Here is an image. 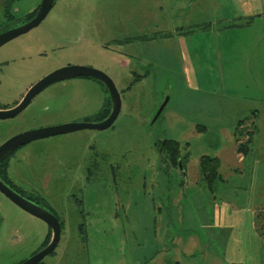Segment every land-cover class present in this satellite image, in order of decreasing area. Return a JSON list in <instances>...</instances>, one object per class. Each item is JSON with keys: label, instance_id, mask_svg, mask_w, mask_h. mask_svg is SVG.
Returning <instances> with one entry per match:
<instances>
[{"label": "rangeland", "instance_id": "obj_1", "mask_svg": "<svg viewBox=\"0 0 264 264\" xmlns=\"http://www.w3.org/2000/svg\"><path fill=\"white\" fill-rule=\"evenodd\" d=\"M40 2L14 0L17 23ZM202 12L208 39L190 47L204 45L208 54L195 84L180 85L183 64L197 56L188 48L178 54L191 36L174 31ZM56 42L72 61L105 72L121 107L106 129L35 140L11 159L12 181L31 200L45 197L63 222L54 252L39 264H264V0H55L39 25L0 47L1 107L53 68V58L38 55ZM74 85L89 113L80 116L99 121L105 86ZM50 102L38 97L0 122V144L40 120L68 119L70 104ZM162 138L179 142L177 165L157 153ZM203 155L219 161L211 186L200 171ZM46 231L0 193V264L31 256Z\"/></svg>", "mask_w": 264, "mask_h": 264}, {"label": "water", "instance_id": "obj_2", "mask_svg": "<svg viewBox=\"0 0 264 264\" xmlns=\"http://www.w3.org/2000/svg\"><path fill=\"white\" fill-rule=\"evenodd\" d=\"M53 1L54 0H41L36 13L31 19L0 33V46L3 45L5 42L39 25V23L46 17L49 10L51 9ZM78 75L91 76L100 81L105 86L110 98V112L107 117L95 123L69 122L40 127L15 134L0 144V162L10 151L14 150L18 146L30 143L32 141L80 129L103 130L113 124L119 114L121 107V98L119 91L117 90L113 80L105 72L86 65H69L57 68L49 72L47 75L39 79L27 90L24 97L17 105L9 109L0 110V119H7L21 112L29 104L32 97L48 85H51L63 78ZM168 100L169 95H166L162 103L159 105L154 115L153 121L157 119V117L161 114L166 104L168 103ZM0 192H2L10 201L15 203L17 206H19L26 212L32 214L33 216L41 219L50 227L52 231V236L48 244L41 250L33 254L31 257L20 263L38 264L45 256L51 254L55 250L60 240L61 227L57 217L52 213L48 212L47 210H44L38 207L37 205L29 202L28 200L20 197L18 194H16L7 186H5L3 182H1V180Z\"/></svg>", "mask_w": 264, "mask_h": 264}, {"label": "flooded vegetation", "instance_id": "obj_3", "mask_svg": "<svg viewBox=\"0 0 264 264\" xmlns=\"http://www.w3.org/2000/svg\"><path fill=\"white\" fill-rule=\"evenodd\" d=\"M3 1L2 3V10H3V14H4V17H5V21L1 22L0 23V33H2L3 31L5 30H8L10 28H13L17 25H20L26 21H28L29 19H31L34 14L36 13L38 7L40 4H38L36 7V10L35 12L32 14V15H29L30 12L26 13L24 16H23V21L17 23V20H16V13L15 10L17 11V9H13V7L11 6L12 3L14 2V0H1ZM55 1V0H54ZM54 1H53V4H54ZM52 4V6H53ZM35 8V7H34ZM33 9V8H32ZM31 9V10H32ZM30 10V11H31ZM50 11V10H49ZM28 32V31H27ZM25 32V33H27ZM23 33V34H25ZM23 34H20V35H23ZM18 35V36H20ZM17 36V37H18ZM15 37V38H17ZM13 38V39H15ZM12 40V39H11ZM9 40V41H11ZM9 41L5 42L3 45H5L6 43H8ZM66 42V40H64ZM56 44L58 45L57 47H54L53 49H50V52H47V50H42L40 51L39 55L38 54H35L34 56L37 57V55L39 57H47V58H53L51 59L53 65H52V69L50 71H48L47 73L41 75L40 77H38L35 81H32L29 83V85L26 87V89L24 91H22L19 95V97L17 99H14V100H11V104L7 103L5 104L3 107L0 106V110L2 109H9V108H12L14 107L15 105H17L21 100L22 98L24 97L25 93L27 92V90L34 84L36 83L39 79H41L42 77H44L45 75H47L49 72L57 69V68H61V67H65V66H69V65H79V64H84L86 66H89V63H79L77 61H72L71 59H75V56L71 57V56H68L66 54V48L64 47V44L65 43H62V45H59L58 42H56ZM3 45H1L0 47H2ZM38 47H46L44 45H39ZM36 49V48H35ZM30 57V56H29ZM68 57V58H67ZM25 57H17L18 61L19 60H24ZM31 58V57H30ZM91 67V66H89ZM81 80V79H85V80H95L96 82H98L97 79L91 77V76H87V75H78V76H73V77H67V78H63L51 85H48L47 87H45L44 89H42L41 91H39L37 94H35L32 99L30 100L29 104L26 106L28 107L34 99L38 98V97H45V95L48 96V98H50L51 100V104H57L58 106H62V105H66V104H70V107L72 106V110H70V107L68 108V110L70 111V114H69V117L68 119H64L63 121H61L60 124H63V123H69V122H79V121H82V122H85V123H89L88 119L90 116H80L82 114H89L87 113L86 111H84L85 109L81 110L77 104V97L79 96L78 95V92L76 91L75 89V82L76 80ZM45 99H43L42 101H44ZM80 101V100H78ZM25 107V108H26ZM107 107H109L107 109ZM107 107L105 110V112H102L100 114V120L104 119L105 117H107V115L109 114L110 112V98L108 96V103H107ZM25 108L23 110H25ZM22 110V111H23ZM19 112L18 114H16L15 116L13 117H10V118H7V119H0V122L2 121H7L9 119L13 120L14 118H16L17 116H19L21 113ZM104 114V116L102 117V115ZM82 118V120H81ZM99 120V121H100ZM57 125L56 123H52V124H42V121L40 120V123L39 125H36L35 127H31L29 128L28 130H31V129H36V128H40V127H45V126H51V125ZM59 124V123H58ZM2 125V123H1ZM3 126V125H2ZM23 131H27V130H23ZM23 131H20L23 132ZM75 131V130H74ZM68 133V132H66ZM18 134V133H17ZM64 134V133H62ZM60 135V134H58ZM47 138V137H46ZM43 139V138H42ZM167 139L169 138H162L158 141L155 142V146H156V150H157V153L158 154H161V160L164 161V163L166 164L167 162H171V160L167 157H164L165 155H167V150H168V146H164ZM249 139V138H248ZM39 140V139H38ZM247 141V140H246ZM33 142V141H32ZM28 144V143H27ZM27 144H24V145H21V146H18L17 148H15L14 150L10 151L0 162V180L1 182H3V184L5 186H7L9 189H11L13 192H15L16 194H18L20 197L28 200L29 202L37 205L38 207L44 209V210H47L48 212L52 213L53 215H55L59 221V224H60V227L62 229V226H63V222L59 219V217L52 211L50 210L48 207L44 206L45 205V202L43 201L45 199V197H42L40 194L37 196V197H32V200L29 198L31 197L32 195H30L29 193H27L25 190L21 189L18 185H16L12 179L10 178L9 176V165H10V162H11V159L13 158L14 154L16 153L17 150H19L20 148H23V146L25 147V145ZM22 150V149H21ZM182 161H183V158H181ZM181 159L180 160V163H181ZM159 160H160V157H159ZM160 160V161H161ZM165 160H170V161H165ZM161 161V162H162ZM177 163H178V160H177ZM184 163V162H183ZM182 165V163H181ZM2 166L6 167V175L7 177H4L3 174H2ZM182 168H183V165H182ZM90 170L88 169V172ZM113 175V174H112ZM89 177V176H88ZM114 177V175H113ZM115 179V177L113 178ZM1 194H3L2 192H0ZM73 195L74 198H76V193L73 192L71 193ZM4 195V194H3ZM5 196V195H4ZM6 197V196H5ZM7 198V197H6ZM8 199V198H7ZM12 202V201H11ZM13 203V202H12ZM43 203V204H42ZM15 204V203H13ZM16 205V204H15ZM17 206V205H16ZM19 207V206H17ZM20 208V207H19ZM22 209V208H20ZM23 210V209H22ZM24 212H26L25 210H23ZM27 214L33 216L32 214L26 212ZM35 217V216H33ZM37 218V217H35ZM39 219V218H37ZM41 220V219H39ZM42 221V220H41ZM43 223H45L44 221H42ZM46 225V229L47 231L45 232L44 234V238H43V241L40 245V247L31 253V256L33 254H35L36 252H38L39 250H41L43 247H45L48 242L50 241V238L52 236V231L50 229V227L45 223ZM82 228V227H81ZM54 252V251H53ZM52 252V253H53ZM29 256V257H31ZM28 257V258H29ZM26 258V259H28ZM24 259V260H26ZM23 260V261H24ZM23 261H20L18 264H20L21 262ZM42 260L39 262L41 263ZM38 263V264H39ZM179 264V263H178Z\"/></svg>", "mask_w": 264, "mask_h": 264}, {"label": "crops", "instance_id": "obj_4", "mask_svg": "<svg viewBox=\"0 0 264 264\" xmlns=\"http://www.w3.org/2000/svg\"><path fill=\"white\" fill-rule=\"evenodd\" d=\"M176 20V19H174ZM180 24H184L183 29L180 30H175L174 32H179L178 35H183V37H187L185 35H188V37H190L191 39V45L190 43V39H186L187 41V47L185 49L181 48V50L179 51L178 54L182 55L183 52H185L188 48V56H197V58H194L193 61L191 62L192 64H183L185 70L182 71L185 75L182 76L183 80L180 81L182 85V82L186 81L187 85L188 84H195V80L193 79V77L196 76L197 74V67L199 66L200 63H202L204 61V54L207 55L208 54V50H204V45H198L197 47L193 46L190 47L194 44V41H196L197 43H203V41L205 39H208V29H209V20L208 17L206 15V13L202 12L199 13L196 17V21H188V22H181ZM188 24V25H186ZM226 24V22H225ZM227 25L223 26L226 27ZM179 27H182L181 25H179ZM177 28V27H175ZM207 30V31H206ZM190 34V36H189ZM232 34V32H231ZM174 36V34H173ZM225 38V37H224ZM224 44V43H223ZM189 63V61H188ZM193 73V76H192Z\"/></svg>", "mask_w": 264, "mask_h": 264}, {"label": "trees", "instance_id": "obj_5", "mask_svg": "<svg viewBox=\"0 0 264 264\" xmlns=\"http://www.w3.org/2000/svg\"><path fill=\"white\" fill-rule=\"evenodd\" d=\"M35 12V11H34ZM33 12V13H34ZM32 13V14H33ZM31 14V13H30ZM29 14V15H30ZM31 14V15H32ZM109 108V107H108ZM107 108V109H108ZM110 110V109H109ZM107 110H104L103 112H105ZM104 116V114L102 115V117ZM241 124V123H240ZM251 141V139H247V141H245V143L243 144V148L242 150L240 149V152L244 151L247 152V147L246 144H248ZM178 144L179 142L173 139H167L166 143L164 146H168V150H167V157L176 163L177 165V159L180 157L179 156V150H178ZM184 160V159H183ZM181 163L184 166V163L181 159ZM219 164V161L216 157H211V156H201L199 159V166H200V171L201 174L203 175L204 179L207 181V183L209 184V186H211L212 182L215 180L216 175H217V166ZM2 174L4 177H7L6 175V167L2 166ZM175 264H178L177 262H175Z\"/></svg>", "mask_w": 264, "mask_h": 264}]
</instances>
